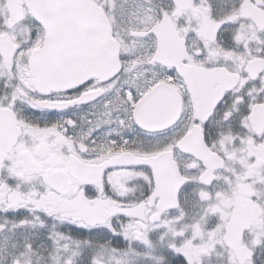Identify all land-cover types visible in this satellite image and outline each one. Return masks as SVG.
<instances>
[{
	"label": "snow or ice",
	"instance_id": "obj_1",
	"mask_svg": "<svg viewBox=\"0 0 264 264\" xmlns=\"http://www.w3.org/2000/svg\"><path fill=\"white\" fill-rule=\"evenodd\" d=\"M0 264H264V0H0Z\"/></svg>",
	"mask_w": 264,
	"mask_h": 264
}]
</instances>
